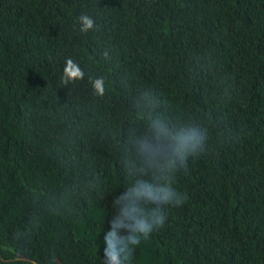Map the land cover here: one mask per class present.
Masks as SVG:
<instances>
[{"label":"trees","instance_id":"16d2710c","mask_svg":"<svg viewBox=\"0 0 264 264\" xmlns=\"http://www.w3.org/2000/svg\"><path fill=\"white\" fill-rule=\"evenodd\" d=\"M109 231L127 264H264V0H0V264H108Z\"/></svg>","mask_w":264,"mask_h":264},{"label":"clouds","instance_id":"9594fccd","mask_svg":"<svg viewBox=\"0 0 264 264\" xmlns=\"http://www.w3.org/2000/svg\"><path fill=\"white\" fill-rule=\"evenodd\" d=\"M80 20L83 23V27L80 29L81 32L87 33L89 32V30L93 29L94 21L91 17L87 15H82L80 17ZM64 75L65 77L70 78L73 81L77 79H83L84 77V73L81 71L80 67L73 62L72 59H68L66 61ZM104 83L105 82L103 78H98L93 82L95 92L101 97L105 95ZM154 128L158 133L175 142L173 145H170V147L175 156L181 160H183L188 153L196 152L203 140V138L195 128H184L181 129L179 132L175 133L174 135L168 132L166 125L155 123ZM145 147L146 150L151 152L155 150L156 146L147 145ZM134 191L137 196H144L145 192L148 191V186L138 185L134 189ZM175 195L176 193H174L170 188L165 190L166 198L173 197ZM185 199H187L186 194L183 200H177L176 204L180 205ZM125 216H128L127 212H125ZM165 219L166 217L164 216L154 217L152 223L148 222V218L136 219L134 224L135 231L137 233H143L144 237H148L152 231L153 224L163 226ZM112 227L113 229H118L121 227H126V225L124 221L121 220L118 224L113 223ZM116 235V231L108 232L107 236L105 237V240L109 241V243L104 250V255L108 260V264H121V261H123V264H127V262L130 261L132 257V251L126 247H122L121 242L119 241L113 243L112 241L116 239ZM129 240L132 244L138 245L140 243L141 238L138 235H133L129 237Z\"/></svg>","mask_w":264,"mask_h":264}]
</instances>
